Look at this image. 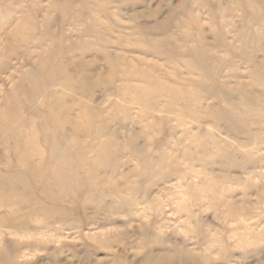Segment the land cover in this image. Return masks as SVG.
I'll return each mask as SVG.
<instances>
[{"label":"rangeland","instance_id":"rangeland-1","mask_svg":"<svg viewBox=\"0 0 264 264\" xmlns=\"http://www.w3.org/2000/svg\"><path fill=\"white\" fill-rule=\"evenodd\" d=\"M147 263L264 264V0H0V264Z\"/></svg>","mask_w":264,"mask_h":264},{"label":"bare ground","instance_id":"bare-ground-1","mask_svg":"<svg viewBox=\"0 0 264 264\" xmlns=\"http://www.w3.org/2000/svg\"><path fill=\"white\" fill-rule=\"evenodd\" d=\"M69 82H70V79H69ZM69 84V83H68ZM260 111H261V109H260ZM13 118V117H12ZM59 159V158H58ZM62 170V169H61ZM6 177V176H5ZM41 177V176H40ZM64 189V188H63ZM62 196V195H61ZM99 237V236H98ZM148 264V263H147Z\"/></svg>","mask_w":264,"mask_h":264}]
</instances>
